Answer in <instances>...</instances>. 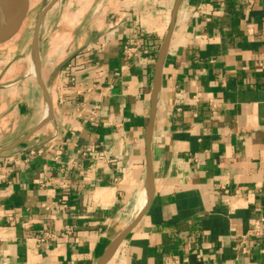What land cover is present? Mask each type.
Returning <instances> with one entry per match:
<instances>
[{"label":"crops","instance_id":"1","mask_svg":"<svg viewBox=\"0 0 264 264\" xmlns=\"http://www.w3.org/2000/svg\"><path fill=\"white\" fill-rule=\"evenodd\" d=\"M40 55L51 108L0 70V264H99L142 211L104 264H264V0H61Z\"/></svg>","mask_w":264,"mask_h":264},{"label":"water","instance_id":"2","mask_svg":"<svg viewBox=\"0 0 264 264\" xmlns=\"http://www.w3.org/2000/svg\"><path fill=\"white\" fill-rule=\"evenodd\" d=\"M61 0H51L49 3H47L42 10L39 13L36 26L34 29V34L32 38V49L36 54V60H37V66H38V72H37V79L39 83L42 85L43 91L45 93L46 99L48 101L49 108L50 107V99H49V93L47 88L45 87L42 78H41V55H40V30L43 23V20L46 16V14ZM181 1V0H179ZM28 7H29V0H0V26H2V32L0 33V44L3 42H6L7 40L14 37L23 26L24 20L26 18V15L28 13ZM178 7L174 10V16L177 13ZM11 19V22H9V25H7L8 21ZM171 38V30L168 33L158 59L157 63V80L155 89L153 91L152 96V102H153V111L151 116V121L148 129V143H150L152 132H153V120L157 105V95H158V87H159V79L161 75L162 66L165 60V57L168 53L169 43ZM63 66V65H61ZM50 111V110H49ZM50 115V114H49ZM148 183H149V198L148 202L152 197L153 194V176H152V169L151 165H149L148 168ZM147 202V203H148ZM147 206V205H146ZM144 211L140 213V215L137 217V219L130 225L107 249L104 256L100 260L99 264H104L110 256L114 253L118 245L121 243L123 238L126 236V234L134 227V225L139 220L140 216L142 215Z\"/></svg>","mask_w":264,"mask_h":264},{"label":"rangeland","instance_id":"3","mask_svg":"<svg viewBox=\"0 0 264 264\" xmlns=\"http://www.w3.org/2000/svg\"><path fill=\"white\" fill-rule=\"evenodd\" d=\"M50 1L51 0H30L28 13L20 31L11 39L0 44V70L4 71L2 80H4L6 85L13 83L14 79H22L25 75L29 77L32 76V74H30L29 60L32 37L39 13ZM9 22H11V19L8 21L7 25H9ZM1 32L2 26H0V33ZM14 66L16 67L14 73L12 70H10L9 73H5L10 67L12 68Z\"/></svg>","mask_w":264,"mask_h":264},{"label":"built area","instance_id":"4","mask_svg":"<svg viewBox=\"0 0 264 264\" xmlns=\"http://www.w3.org/2000/svg\"><path fill=\"white\" fill-rule=\"evenodd\" d=\"M127 55L130 57L132 55L131 47L126 48ZM0 167V179L2 178ZM249 241H254L255 247L260 251V253L264 254V216L258 219L254 227L245 235H243L240 239V246L244 253L249 252L247 244Z\"/></svg>","mask_w":264,"mask_h":264},{"label":"bare ground","instance_id":"5","mask_svg":"<svg viewBox=\"0 0 264 264\" xmlns=\"http://www.w3.org/2000/svg\"><path fill=\"white\" fill-rule=\"evenodd\" d=\"M29 59H30V62H31V72L32 73H35V74H37V72H38V66H37V60H36V54H35V52L33 51V49H31V51H30V55H29ZM147 194V193H146ZM144 196V195H143ZM147 196H149V195H147ZM146 196V197H147ZM145 197V198H146ZM144 198V197H143ZM144 198V199H145ZM141 199H142V197H141ZM146 202H147V198L145 199V200H143L142 201V203L140 204V209H143V207L145 206V204H146Z\"/></svg>","mask_w":264,"mask_h":264}]
</instances>
